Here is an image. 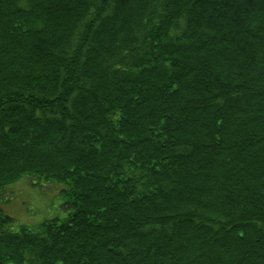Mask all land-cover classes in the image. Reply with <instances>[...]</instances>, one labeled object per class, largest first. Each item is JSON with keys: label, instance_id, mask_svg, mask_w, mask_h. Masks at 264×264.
I'll return each mask as SVG.
<instances>
[{"label": "trees", "instance_id": "obj_1", "mask_svg": "<svg viewBox=\"0 0 264 264\" xmlns=\"http://www.w3.org/2000/svg\"><path fill=\"white\" fill-rule=\"evenodd\" d=\"M0 264H264V0H0Z\"/></svg>", "mask_w": 264, "mask_h": 264}, {"label": "rangeland", "instance_id": "obj_2", "mask_svg": "<svg viewBox=\"0 0 264 264\" xmlns=\"http://www.w3.org/2000/svg\"><path fill=\"white\" fill-rule=\"evenodd\" d=\"M66 186L57 180L36 182L23 176L6 186L0 206L18 224L35 226L45 219L60 220L72 210L62 193Z\"/></svg>", "mask_w": 264, "mask_h": 264}]
</instances>
